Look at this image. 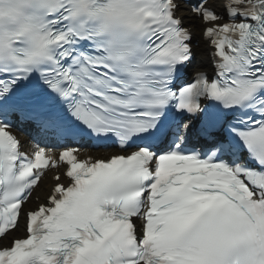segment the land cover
Listing matches in <instances>:
<instances>
[{
	"label": "snow or ice",
	"instance_id": "obj_1",
	"mask_svg": "<svg viewBox=\"0 0 264 264\" xmlns=\"http://www.w3.org/2000/svg\"><path fill=\"white\" fill-rule=\"evenodd\" d=\"M0 264H264V0H0Z\"/></svg>",
	"mask_w": 264,
	"mask_h": 264
}]
</instances>
